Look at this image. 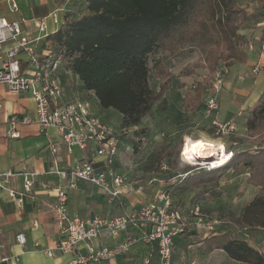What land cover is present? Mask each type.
Returning a JSON list of instances; mask_svg holds the SVG:
<instances>
[{"label":"rangeland","instance_id":"rangeland-1","mask_svg":"<svg viewBox=\"0 0 264 264\" xmlns=\"http://www.w3.org/2000/svg\"><path fill=\"white\" fill-rule=\"evenodd\" d=\"M238 2L247 12L239 21L240 27L236 31L243 34L247 41L246 61L233 62L229 66L227 63L218 64L221 65L219 68L227 71H223L217 113H205L206 98L214 92L212 85L215 71L209 68V64L215 57L217 39L213 28L205 21L201 23V19L208 18V15L205 14L204 7L200 6L195 9L197 13L194 18L198 21H195L196 24L192 22V26L187 28L185 39L176 34L170 48H159L148 55L150 88L154 93L163 87L166 90L135 125L123 126L122 114L114 108H105L107 110L104 111L95 105L93 111L98 108L99 111L95 114L117 131L120 145L116 165L127 182L142 188H159L165 183L174 203L184 204L187 209L198 204L204 220L218 221L215 230L219 233L231 230L237 238L247 239L254 247L264 251V231L255 223L257 220L253 222L256 224L253 225L256 229H253L242 218L245 203L259 190L258 186L248 184L250 171L243 165L228 168L216 180L197 182L183 190L176 189L183 178L215 169L189 153L187 145L191 140L204 139L215 144L222 143L227 148V158L245 150L255 153L259 148H264V116L255 129L250 128L247 123L256 110L264 89L261 70V48L264 43L258 37L261 36L263 25L259 26L247 18H264V0ZM85 5V0H79L70 10L65 11L67 18L79 17ZM61 65L67 69V60L62 58ZM257 65L259 70H256ZM67 76L75 85L80 84V79L72 73ZM198 81L201 82L199 88L195 86ZM187 91L199 95L198 99L194 98V110L186 107L187 99L184 96ZM84 95L83 93L82 97ZM85 99L91 100L88 94ZM215 116L221 122L233 119V131L227 135L216 134L211 123ZM73 150L75 154L80 153L77 147H73ZM188 215L190 219L187 222L193 221L192 214Z\"/></svg>","mask_w":264,"mask_h":264},{"label":"built area","instance_id":"built-area-1","mask_svg":"<svg viewBox=\"0 0 264 264\" xmlns=\"http://www.w3.org/2000/svg\"><path fill=\"white\" fill-rule=\"evenodd\" d=\"M12 6L15 7V4ZM24 23V18L8 20L0 17V83L6 85L8 92L26 94L34 101L33 113L11 112L7 115L4 121L7 124L6 135L19 137L18 128L26 124H37L42 131L54 128L59 140L49 143L50 151L56 153L63 145L68 153H72L73 147H77L82 156L72 167L58 169L53 165L52 170L67 180L69 187H75L78 180H83L98 186L107 198H118L123 193L126 179L115 167L120 145L117 131L92 115L87 102L62 101L63 87L56 75L61 56L48 44H43L47 35L45 22L43 18L33 19L32 24L38 35L25 32ZM256 68L259 70V65ZM223 71L227 70L218 67L213 74L214 92L206 98V114L217 113L219 109L218 92L223 83ZM211 123L219 135H227L235 126L233 119L221 122L216 116ZM14 174L13 170L0 171V189ZM21 174L24 192H29L34 173ZM55 191L52 208L61 235L55 242L54 250L71 254L68 264L108 262L128 252L138 242L155 247L159 264H172L173 239L188 222L184 209L174 205L168 189L161 188L139 208L123 210L113 216L95 215L90 218L70 214L66 191L60 186ZM8 195L22 200L13 189L8 190ZM188 214H192V222L197 228L214 232L218 221L204 220L198 204H193ZM129 227L135 228L137 233H127L110 246L96 243L105 235L116 237ZM15 238L20 245L26 241L23 232H18ZM43 251L49 256L53 255L51 249L44 248Z\"/></svg>","mask_w":264,"mask_h":264},{"label":"trees","instance_id":"trees-1","mask_svg":"<svg viewBox=\"0 0 264 264\" xmlns=\"http://www.w3.org/2000/svg\"><path fill=\"white\" fill-rule=\"evenodd\" d=\"M85 3L79 17H66L54 32L46 35L44 42L61 60H67V68L78 76L85 90L94 92L100 107H111L122 114L123 126L135 125L165 92V87L156 93L150 88L147 57L159 48H170L176 34L183 39L187 37V28L198 21L194 18L197 6L204 7L208 15L201 23L205 21L216 32L215 57L209 68L214 72L223 64L246 61L247 41L236 31L247 12L238 0H85ZM259 19L247 18L254 23ZM260 37L264 43V24ZM261 53L264 75V46ZM200 84L198 81L195 86L199 88ZM194 95L187 91L184 96L188 110L195 108L199 95ZM263 116L264 89L247 122L249 127L257 128ZM238 165L250 171L248 184L259 187L243 207V221L253 229L257 224L264 231V148L255 153L245 150L233 154L221 168L183 178L176 189L216 180L223 171ZM203 241L209 250L222 249L236 261L264 264V251L247 239L237 238L231 230L207 236Z\"/></svg>","mask_w":264,"mask_h":264},{"label":"crops","instance_id":"crops-1","mask_svg":"<svg viewBox=\"0 0 264 264\" xmlns=\"http://www.w3.org/2000/svg\"><path fill=\"white\" fill-rule=\"evenodd\" d=\"M79 0H0V17L8 20L25 19L23 30L38 35L33 26L34 18H43L47 35L54 32L66 19L65 11L70 10ZM15 4V7L12 4ZM255 24L262 26L264 18ZM259 35V34H258ZM260 37V36H258ZM256 36V39H258ZM43 44L46 43L43 40ZM260 52V43H259ZM62 65L56 70V75L63 87L62 101H85L89 105L92 115L101 119L95 113L100 106L92 90H85L80 81L79 85L72 83L67 76L72 73L68 68L63 71ZM6 88L0 83V99L2 111L0 113V171L13 170L15 174L6 186L0 189V264H68L71 254L54 250L55 242L60 237V228L54 220L52 203L56 193L55 188L60 186L67 193V209L70 214L82 218L95 215L113 216L123 210H133L148 202L154 194L162 189H168L165 183L161 187L147 186L142 188L127 182L123 193L113 200L107 198L102 190L87 181L78 180L75 187H69L67 180L52 170L53 165L58 169L72 167L81 158V153H68L61 145L58 152L50 151L49 143L58 141L59 136L54 128L42 131L37 124H26L18 128L20 136L10 138L6 135L7 124L4 122L11 112H34V101L26 94H12L5 92ZM7 89V88H6ZM90 96V101L85 99ZM98 104V105H97ZM97 111H93L94 106ZM95 106V107H96ZM104 113V112H103ZM106 122L105 119H101ZM225 146V145H224ZM225 150H227L225 146ZM117 159L115 167L117 168ZM119 171V170H118ZM22 172H33V184L29 192H24ZM120 172V171H119ZM165 185L164 187H162ZM13 189L21 196V201L11 198L8 190ZM22 193V194H20ZM172 201H174L172 199ZM174 203V202H173ZM176 205H179L176 202ZM187 219H190L184 204ZM187 228V229H186ZM23 232L26 241L20 245L16 241V234ZM136 234L137 230L129 227L119 232L118 236H103L96 243L113 245L122 239L125 234ZM218 230L211 232L199 229L194 223L188 225L173 239L172 264H242L226 254L222 249L209 250L203 239L218 234ZM51 249L53 255L44 253L43 249ZM9 257V260L2 258ZM14 257L18 259L15 260ZM98 264H159V257L152 244L138 242L128 252L117 255L108 262ZM247 264V263H245Z\"/></svg>","mask_w":264,"mask_h":264},{"label":"bare ground","instance_id":"bare-ground-1","mask_svg":"<svg viewBox=\"0 0 264 264\" xmlns=\"http://www.w3.org/2000/svg\"><path fill=\"white\" fill-rule=\"evenodd\" d=\"M194 145L195 147H193ZM187 150L191 155L201 159L203 163L210 164L211 167H219L228 161L229 155L227 156L228 152L222 143L215 144L204 139L191 140L188 142Z\"/></svg>","mask_w":264,"mask_h":264},{"label":"snow or ice","instance_id":"snow-or-ice-1","mask_svg":"<svg viewBox=\"0 0 264 264\" xmlns=\"http://www.w3.org/2000/svg\"><path fill=\"white\" fill-rule=\"evenodd\" d=\"M193 147H195V145Z\"/></svg>","mask_w":264,"mask_h":264}]
</instances>
